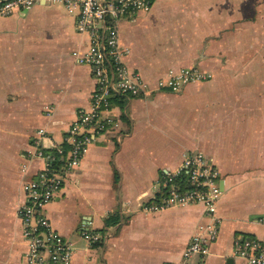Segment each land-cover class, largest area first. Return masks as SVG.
<instances>
[{
	"label": "crops",
	"instance_id": "obj_1",
	"mask_svg": "<svg viewBox=\"0 0 264 264\" xmlns=\"http://www.w3.org/2000/svg\"><path fill=\"white\" fill-rule=\"evenodd\" d=\"M78 40L74 14L59 3L0 16V264H25L17 206L23 180L44 162L28 157L35 131L45 130V151L60 145L94 88L91 69L71 54ZM119 43L147 89L112 99L114 128L65 171L44 209L72 264H246L233 255L235 240L264 241V0H153L120 20ZM183 67L210 75L175 90L158 85ZM190 149L217 166L221 193L216 236L184 256L212 220L205 206L145 205ZM111 213L119 222L107 226Z\"/></svg>",
	"mask_w": 264,
	"mask_h": 264
},
{
	"label": "built area",
	"instance_id": "obj_2",
	"mask_svg": "<svg viewBox=\"0 0 264 264\" xmlns=\"http://www.w3.org/2000/svg\"><path fill=\"white\" fill-rule=\"evenodd\" d=\"M37 1L0 0V16L27 10ZM47 1L59 3L74 14L79 40L71 54L77 63L90 65L96 87L90 96L89 107H79L66 130L63 141L68 148L64 155L62 145L55 144L53 150L45 151L41 143L45 130H37L28 157H41L44 162L34 176L23 180L24 200L17 206V213L26 244L25 264H72L71 245L52 226L44 209L61 187L65 171L80 163L97 135L114 128L117 121L113 115L112 98L136 95L147 89L140 73L129 68L124 61L127 49L119 43V25L121 19L148 9L153 0ZM209 75L197 67H183L170 72L158 85L175 90L184 83L204 80ZM55 160L61 161L59 165L54 163ZM220 193L217 166L203 151L190 149L176 168L165 170L159 177L145 208L157 210L190 203L205 206L212 220L201 226L202 231L191 236L183 252L187 256L193 252H205L208 243L216 236L219 219L215 216V209ZM257 221L264 222V214L258 216ZM84 236L89 240L98 238L97 233L92 232H84ZM233 255L247 264H264V241L252 236L237 239Z\"/></svg>",
	"mask_w": 264,
	"mask_h": 264
},
{
	"label": "trees",
	"instance_id": "obj_3",
	"mask_svg": "<svg viewBox=\"0 0 264 264\" xmlns=\"http://www.w3.org/2000/svg\"><path fill=\"white\" fill-rule=\"evenodd\" d=\"M119 97H123V95H117V96L113 97L112 99L116 98L115 100H118ZM118 102L120 103V100H118ZM119 103H118V105H119ZM60 145H62L63 148H64V152H63V155H64V153L66 152L68 146L66 145V143H64V141ZM54 153L56 154V152H54ZM60 162L61 161L55 160L54 163L56 165H59ZM104 221H105V225H107V226L114 225L117 222H119V215L117 213H111V214H109L108 216L105 217Z\"/></svg>",
	"mask_w": 264,
	"mask_h": 264
},
{
	"label": "rangeland",
	"instance_id": "obj_4",
	"mask_svg": "<svg viewBox=\"0 0 264 264\" xmlns=\"http://www.w3.org/2000/svg\"><path fill=\"white\" fill-rule=\"evenodd\" d=\"M32 6H33V5H32ZM32 6H31V7H32ZM31 7H30V8H31ZM85 65H86L89 69H91V68H90V65H88V64H85ZM128 67H129V66H128ZM129 68H130V67H129ZM92 76H93V75H92ZM93 78H94V77H93ZM95 87H96V82H95V79H94V88H93V89H95ZM92 91H93V90H92ZM91 94H92V92H91ZM91 94H90V96H91ZM89 100H90V97H89ZM88 107H89V101H88V105H87L85 108H88ZM77 109H78V108H77ZM77 109H76V110H77ZM75 116H76V115H75ZM73 120H74V119H73ZM69 125H70V123H69ZM69 125H68V127H69ZM68 127H67V128H68ZM67 128H66V130H67ZM37 130H38V129H37ZM37 130L35 131L34 134H36ZM102 134H103V133H102ZM63 138H64V136H63ZM22 191H23V188H22ZM23 195H24V191H23ZM21 202H22V201H21ZM20 220H21V219H20ZM21 232H22V228H21ZM77 236H79V239H82V241L86 242V239L83 238V236H81V235L78 234V233H77ZM73 242H74L75 244H77L76 241L73 240ZM23 257H24V253H23ZM245 263H246V262H245ZM246 264H247V263H246Z\"/></svg>",
	"mask_w": 264,
	"mask_h": 264
}]
</instances>
